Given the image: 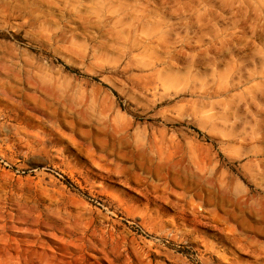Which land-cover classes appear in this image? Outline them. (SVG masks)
Wrapping results in <instances>:
<instances>
[{
    "label": "rangeland",
    "instance_id": "obj_1",
    "mask_svg": "<svg viewBox=\"0 0 264 264\" xmlns=\"http://www.w3.org/2000/svg\"><path fill=\"white\" fill-rule=\"evenodd\" d=\"M0 264H264V0H0Z\"/></svg>",
    "mask_w": 264,
    "mask_h": 264
},
{
    "label": "bare ground",
    "instance_id": "obj_2",
    "mask_svg": "<svg viewBox=\"0 0 264 264\" xmlns=\"http://www.w3.org/2000/svg\"><path fill=\"white\" fill-rule=\"evenodd\" d=\"M141 164V163H140ZM160 164V163H159ZM137 165V164H136ZM141 166V165H140ZM162 166V165H161ZM161 166H159V167H161ZM150 167V166H149ZM155 167V166H154ZM158 167V168H159ZM153 169V168H152ZM159 171V170H158ZM163 176H164V174H163ZM177 176V175H176ZM188 178V177H187ZM187 178H185V179H187ZM174 180V179H173ZM179 185V184H178ZM184 186V185H183ZM188 186V185H187ZM199 197H200V195H199ZM203 197H204V195H203ZM202 197V198H203ZM212 197V196H211ZM205 198V197H204ZM213 198V197H212ZM200 199V198H199ZM217 199V198H216ZM219 199V198H218ZM202 200V199H201ZM213 200V199H212ZM211 201V200H210ZM214 201V200H213ZM212 202V201H211ZM222 203H223V201H221Z\"/></svg>",
    "mask_w": 264,
    "mask_h": 264
}]
</instances>
